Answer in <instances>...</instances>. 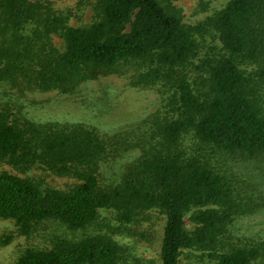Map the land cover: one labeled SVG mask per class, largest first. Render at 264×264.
<instances>
[{"label": "trees", "instance_id": "1", "mask_svg": "<svg viewBox=\"0 0 264 264\" xmlns=\"http://www.w3.org/2000/svg\"><path fill=\"white\" fill-rule=\"evenodd\" d=\"M27 2L0 0V83L66 94L120 63L145 62L154 68L147 79L167 82L173 115L160 128V151L129 170L119 185L103 188L97 170L105 148L93 131L36 126L0 113V163L80 181L62 193L0 173V219L14 221L20 235L29 236L47 220L84 230L101 210L113 209L128 223L157 209L166 218L161 264H179L180 252L195 246L216 250L230 214L213 207L229 206L236 192L226 166L252 162L264 169V77L257 83L243 71L259 61L264 68V0H230L211 19L220 50L201 68V88L189 78L197 45L157 0H97L96 21L82 28L55 18L42 22L39 8ZM51 33L60 37L63 51L52 45ZM185 137L193 145L179 148ZM204 207L211 208L191 218L196 229L189 234L184 215ZM259 247H230L216 254V264H256L264 257ZM120 258L115 242L91 236L28 250L16 264H118Z\"/></svg>", "mask_w": 264, "mask_h": 264}, {"label": "rangeland", "instance_id": "2", "mask_svg": "<svg viewBox=\"0 0 264 264\" xmlns=\"http://www.w3.org/2000/svg\"><path fill=\"white\" fill-rule=\"evenodd\" d=\"M26 1L39 8L42 22L51 23L55 18L64 26L82 28L97 19V0ZM157 1L176 15L191 33L198 51L189 66V78L201 88V68L220 50L211 19L230 0ZM49 37L52 45L63 51L60 37L55 33ZM152 70L154 68L145 62L120 63L66 94L30 90L24 85L2 82L0 113L6 111L20 122L36 126L56 124L93 131L105 148L97 170L99 185L114 187L122 183L129 170H134L148 158L146 156L160 151V128L173 115L169 114L173 103L169 86L162 77L155 80L150 74L154 81L147 79ZM243 71L247 76L255 77L257 83L261 82L260 77H264L260 61L246 65ZM146 79L149 81L143 83ZM192 145V139L185 137L179 148L188 149ZM226 170L236 192L232 193L229 206L213 207L230 214L220 245L213 251L200 245L182 250L179 264H216V254L226 252L230 247L261 246L259 248L264 249V169L252 162L232 161ZM3 172L28 178L40 188L62 193L70 192L80 183L75 177L58 176L40 167L23 171L0 163V173ZM209 208H192L184 215V228L189 234L196 229L191 218L198 211ZM165 222V215L157 209L138 213L128 223L119 220L115 210L105 209L84 230H70L57 220H47L37 225L29 236H22L14 221L0 219V264H16L28 250H50L61 238L80 240L91 236L109 238L120 247L118 264H161L159 254ZM256 264H264V257L258 258Z\"/></svg>", "mask_w": 264, "mask_h": 264}]
</instances>
